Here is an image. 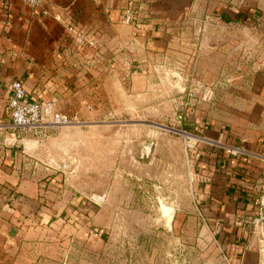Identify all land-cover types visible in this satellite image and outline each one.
<instances>
[{
  "label": "rangeland",
  "instance_id": "374dc122",
  "mask_svg": "<svg viewBox=\"0 0 264 264\" xmlns=\"http://www.w3.org/2000/svg\"><path fill=\"white\" fill-rule=\"evenodd\" d=\"M181 6L156 72L171 78L156 84L167 92L159 110L97 120L107 127L69 154L87 192L72 204L71 227L61 222L10 255L0 240V264H264V0ZM76 121L68 125L88 127ZM9 124L4 111L0 131L31 137ZM229 155L249 158L226 182L246 203L205 185L212 161ZM200 163L211 168L200 173Z\"/></svg>",
  "mask_w": 264,
  "mask_h": 264
},
{
  "label": "crops",
  "instance_id": "0c3cea01",
  "mask_svg": "<svg viewBox=\"0 0 264 264\" xmlns=\"http://www.w3.org/2000/svg\"><path fill=\"white\" fill-rule=\"evenodd\" d=\"M131 1L145 21L143 30L119 22ZM182 2L46 0L42 7L48 13L43 14L23 0H0V115L5 111L9 118L6 86L18 79L28 97L88 126H61L45 139L0 131V240L5 254L22 242L37 243L46 233L56 235L54 227L60 228L61 222L64 229L71 227L72 204L87 192L77 182L82 172L70 165L69 154L87 146L93 127H107L97 120L159 110L157 100L167 92L156 84L171 78L156 72L166 59L168 26L183 14ZM203 122L200 128L206 131ZM235 161L231 155L219 158L217 166L212 161L208 192L236 193L218 181L227 180ZM200 165V173L211 168Z\"/></svg>",
  "mask_w": 264,
  "mask_h": 264
},
{
  "label": "built area",
  "instance_id": "2783aa9c",
  "mask_svg": "<svg viewBox=\"0 0 264 264\" xmlns=\"http://www.w3.org/2000/svg\"><path fill=\"white\" fill-rule=\"evenodd\" d=\"M34 8H40L43 14L48 10L42 7L46 0H23ZM139 8L135 1L125 6L120 14L119 22L132 27L135 31L143 30L145 21L139 17ZM8 91L7 109L9 114V127L33 136H47L52 129L68 124L77 123L75 119L66 114L51 110L48 104L28 97L24 84L18 80H12L7 84ZM233 155L244 154L240 148L231 151Z\"/></svg>",
  "mask_w": 264,
  "mask_h": 264
},
{
  "label": "trees",
  "instance_id": "16d2710c",
  "mask_svg": "<svg viewBox=\"0 0 264 264\" xmlns=\"http://www.w3.org/2000/svg\"><path fill=\"white\" fill-rule=\"evenodd\" d=\"M232 156V155H231ZM233 158H235L236 159V161H235V163H233L232 165H230L229 167H231V173L232 174H235V175H238L239 174V171H244V169L243 168H241L239 171H235V169L240 165L241 167H243V165H245L246 163H248L249 162V158H247V157H240L239 158V156L237 157V156H232ZM225 166V165H224ZM243 169V170H242ZM231 174V175H232ZM222 182V185H224L226 182H227V180H225L224 182L223 181H221ZM229 190H227L226 191V193H225V195H226V197L230 200V201H233V200H235L236 202H241V201H243V202H245L246 203V201H245V195L243 194V192H239V193H235L234 191H230V192H228ZM6 255H4L3 253H0V259L1 258H3V257H5Z\"/></svg>",
  "mask_w": 264,
  "mask_h": 264
},
{
  "label": "water",
  "instance_id": "95a60500",
  "mask_svg": "<svg viewBox=\"0 0 264 264\" xmlns=\"http://www.w3.org/2000/svg\"><path fill=\"white\" fill-rule=\"evenodd\" d=\"M152 124H154V125H156V126H159V127H162V128H167L166 126L161 125V124H158V123H152ZM177 131H178V130H177ZM96 200L101 201V200H102V196H97V197H96Z\"/></svg>",
  "mask_w": 264,
  "mask_h": 264
}]
</instances>
